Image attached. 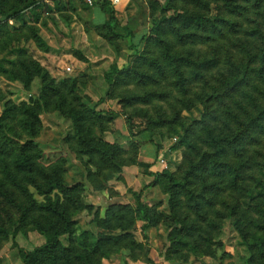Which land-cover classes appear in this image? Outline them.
I'll return each instance as SVG.
<instances>
[{"label": "trees", "instance_id": "obj_1", "mask_svg": "<svg viewBox=\"0 0 264 264\" xmlns=\"http://www.w3.org/2000/svg\"><path fill=\"white\" fill-rule=\"evenodd\" d=\"M113 1L100 6L109 19L98 30L120 48L115 39L133 36V31L119 32ZM57 3L58 11L65 8L64 2ZM147 3L152 25L141 38L143 48L122 68L116 61L110 65L106 97L118 101L131 130L136 127L133 117L143 116V131L173 139L172 150H183V173H151L150 186L168 196L160 212L162 203L150 205L142 192L136 194L135 205L113 203L102 211L86 204L82 182H67L65 159L42 163L43 150L35 139L44 128L42 114L52 111L72 121L66 141L87 157V166H95L88 168V178L99 183L94 189H106L136 159L104 137L120 114L89 107L79 93L82 78L58 81L25 45L0 58V80L19 82L30 92L40 79L37 95L0 105V249L10 239L17 247L15 238L26 230L45 240L31 250L18 248L24 264H104L124 251L139 261L148 255L135 234L139 221L144 233L158 224L168 228L167 261L185 251L199 256L218 243L215 235L226 220L247 251L244 263L264 264V0ZM40 4L0 0V48L24 39L50 50L32 24L40 21ZM11 19L20 26L10 28ZM75 55L88 61L80 51ZM199 106L200 118L188 121L183 116ZM162 148L158 145V152ZM138 165L146 172L152 166ZM84 211L93 216L92 228L80 231L77 215Z\"/></svg>", "mask_w": 264, "mask_h": 264}, {"label": "rangeland", "instance_id": "obj_2", "mask_svg": "<svg viewBox=\"0 0 264 264\" xmlns=\"http://www.w3.org/2000/svg\"><path fill=\"white\" fill-rule=\"evenodd\" d=\"M38 1L41 3V8L38 9L41 18L39 22H32V24L36 26L39 35L50 50L46 51V48L38 47L33 40L19 39L7 44L6 48L1 47L0 58L7 55L12 48L25 45L29 48L33 58L40 61L58 81L67 77L82 78L79 93L89 107L102 112L110 110L120 114L117 119L108 124V128L104 131V137L108 141L122 146L127 152V157L133 156L136 159V163L125 164L122 172L116 174L106 183V189H94V186L99 183L93 184L88 178V168L95 170V166L90 163L87 166V157L76 154L66 141L67 135L72 130V121L59 112L52 111L42 114L44 128L40 136L35 139L43 150L41 162L49 165L65 159L68 166L67 182L71 185L82 182L84 184L83 198L86 204H92L102 211L113 203L135 205L136 194L142 192L143 200L150 205L162 203L159 208L160 212L167 206L168 196L158 186H150L154 180L151 173L162 172L166 169L179 174L183 173L186 169L183 164V150H172V146L175 144L173 139L160 137L157 134L151 136L148 131H143L144 124H146V118L143 116L133 117L136 127L131 130L127 116L118 101L106 97V93L110 89L106 79L110 65L116 61L122 68L133 54L143 48L144 42L141 38L149 32L152 25L147 0L113 1L116 17L120 24L119 32L124 34L128 28L133 31V36L122 40L115 39L116 42H119L120 48H116L98 30V27L109 19V16L100 7L104 0L99 1L95 6H89L80 0H70L62 3L65 8L61 11L57 10L59 6L57 2ZM19 26L18 20H9L10 28ZM132 44L137 47L136 50L131 47ZM76 51L84 54L88 61L75 55ZM39 85L40 79H36L33 90L26 92L19 82L10 83L1 79V107H3V102L8 99L16 103L27 101L30 95H37ZM147 108L150 116L157 117V112L153 107ZM201 113L202 107L199 106L190 112H184L183 116L190 121L200 118ZM158 145L163 146L161 152L157 150ZM138 162L152 164L149 173L144 171ZM32 192L37 199L43 200V197L39 196L34 189ZM92 217L88 211L77 215L80 231L92 228L89 224ZM142 225L143 222L139 221L135 230L137 240L144 244L142 253L147 252L148 254L140 256L141 260L139 261L141 262L148 263L146 261L151 260V263L148 264H156L155 260L159 258L158 264H245L247 251L241 245L231 220L224 221L222 232L218 236L215 235V240L218 243L211 244L209 249L199 253L201 255L194 256L185 251L183 255H177L170 262L165 259V251L169 246L168 228L164 224H158L144 233ZM145 234H147V238H145ZM15 241L17 247L14 246V239L3 242L0 249V264H24L18 254V248L31 250L45 240L36 231L26 230L24 233H19ZM127 253L124 251L121 255L115 254L111 259L105 260L104 264L137 262L127 257L125 255Z\"/></svg>", "mask_w": 264, "mask_h": 264}, {"label": "built area", "instance_id": "obj_3", "mask_svg": "<svg viewBox=\"0 0 264 264\" xmlns=\"http://www.w3.org/2000/svg\"><path fill=\"white\" fill-rule=\"evenodd\" d=\"M48 3H50V0H47ZM52 2H69L70 0H51ZM83 1L84 3H86L89 6H95L99 1L102 0H80Z\"/></svg>", "mask_w": 264, "mask_h": 264}, {"label": "crops", "instance_id": "obj_4", "mask_svg": "<svg viewBox=\"0 0 264 264\" xmlns=\"http://www.w3.org/2000/svg\"><path fill=\"white\" fill-rule=\"evenodd\" d=\"M160 261H162V260L160 259ZM155 263H156V264L159 263V258L155 260ZM160 263H161V262H160ZM105 264H106V263H105ZM128 264H148V263L141 262V261H137V262H133V261H131V262H129Z\"/></svg>", "mask_w": 264, "mask_h": 264}]
</instances>
